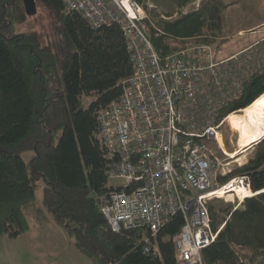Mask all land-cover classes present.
I'll return each instance as SVG.
<instances>
[{"label":"trees","instance_id":"obj_1","mask_svg":"<svg viewBox=\"0 0 264 264\" xmlns=\"http://www.w3.org/2000/svg\"><path fill=\"white\" fill-rule=\"evenodd\" d=\"M139 1L147 8L145 0ZM191 1L165 0L168 18L156 23L146 19L161 55L212 44L221 35L218 15L228 4L204 0L185 11ZM38 2L54 17L46 40L37 30L23 29L33 16L23 0H0V234L15 238L27 232L29 208L41 222L39 214L50 216L81 254L103 264H177L173 236L184 223L182 213L160 230L159 256L144 250L136 230H113L100 209L99 196L111 183L97 111L121 94L122 80L133 72L121 26L93 28L63 0ZM177 9L180 15L172 17ZM263 96L264 65L227 111L247 108ZM86 97L92 99L86 102ZM253 147L249 162L221 179L246 174L251 189L260 192L245 198L244 208L210 204L214 227L226 224L203 249L204 264H250L248 260L264 254V139ZM236 227L243 229L244 239L237 238Z\"/></svg>","mask_w":264,"mask_h":264},{"label":"built area","instance_id":"obj_2","mask_svg":"<svg viewBox=\"0 0 264 264\" xmlns=\"http://www.w3.org/2000/svg\"><path fill=\"white\" fill-rule=\"evenodd\" d=\"M63 2L93 28L119 24L133 63L121 94L97 111L111 183L99 196L102 213L113 230H136L144 250L159 256L160 230L182 213L184 223L173 236L177 264H204L203 249L226 224L214 227L210 204L232 194L229 201L236 197L240 206L237 188H252L246 174L222 181L233 169L209 145L216 142L230 157L222 145L224 126L241 108L227 109L264 65V39L223 58L210 44L161 55L149 36L143 2Z\"/></svg>","mask_w":264,"mask_h":264},{"label":"rangeland","instance_id":"obj_3","mask_svg":"<svg viewBox=\"0 0 264 264\" xmlns=\"http://www.w3.org/2000/svg\"><path fill=\"white\" fill-rule=\"evenodd\" d=\"M204 0H193L188 3L183 9L185 11L198 7ZM222 4L228 6L221 7L219 12V30L221 35L215 38L211 44L217 58H223L231 55L239 50H242L251 44L264 39V0H219ZM147 6L146 12L148 18L153 23H156L161 18H168L169 11L165 0H145ZM38 11L33 16H30L23 24V29L37 30L42 39L46 40L51 37L54 30V17L50 10L37 0ZM180 15V10L172 16ZM171 17V18H172ZM22 28V27H20ZM217 32H219L217 30ZM212 34V32H211ZM92 97H86V102H89ZM257 102L264 106V96ZM241 113V112H239ZM238 113V114H239ZM224 134L226 137V148L233 150L237 148L235 143L237 133L230 128L228 124L224 126ZM209 147L217 152V155L224 163L229 159H225L224 154L221 153L218 144L211 142ZM31 151L25 152L23 156L28 159ZM255 149L251 147L245 154L243 163H233L229 168L236 170L246 164L254 155ZM116 180L114 182H118ZM40 183V182H39ZM254 192V191H253ZM230 194L229 200H234ZM236 195V194H235ZM36 201L41 202L42 186L37 185ZM240 199V198H238ZM224 198L213 201L217 209L226 208L232 205V209L244 208V201L237 206L236 201H229ZM27 215L30 221V229L23 233L25 237L19 236L12 238L6 234H0V264H103L98 258H89L81 254L74 246L72 238L64 231L63 236H57V229L50 228L49 224L40 221L38 214L28 208ZM53 232L54 234H51ZM235 233L239 240L244 239V231L240 227H236ZM21 235V234H20ZM48 235V238L47 237ZM59 240V242H57ZM69 240V242H68ZM253 254L252 250L247 251ZM250 264H264V254L254 256L253 259L248 260Z\"/></svg>","mask_w":264,"mask_h":264},{"label":"bare ground","instance_id":"obj_4","mask_svg":"<svg viewBox=\"0 0 264 264\" xmlns=\"http://www.w3.org/2000/svg\"><path fill=\"white\" fill-rule=\"evenodd\" d=\"M227 122L230 128L237 133L235 141L237 148L229 150L222 144L230 156L227 158L229 159L227 164H241L251 146L264 137V106L256 101L247 108L231 112L227 117ZM237 193L241 201L250 195H254L253 190L246 186L237 188Z\"/></svg>","mask_w":264,"mask_h":264},{"label":"crops","instance_id":"obj_5","mask_svg":"<svg viewBox=\"0 0 264 264\" xmlns=\"http://www.w3.org/2000/svg\"><path fill=\"white\" fill-rule=\"evenodd\" d=\"M253 147V146H252ZM250 150V149H249ZM43 213V212H42ZM39 214L40 215V218H42V222H44V223H46V224H49L50 225V228H53V229H57V232H58V234H57V236H59V238H60V236H63V235H65V234H63V229L62 228H60V227H58L55 223H54V221L52 220V218L50 217V216H47V215H45V214ZM43 224V223H42ZM65 232V231H64ZM51 234H54L53 232H51ZM21 237H25L24 236V234H21V235H19V238H21ZM64 238H66V236H63ZM18 238V237H17ZM47 239H49L48 238V235H47V237H46ZM57 242H59V240H57ZM68 242H69V240H68Z\"/></svg>","mask_w":264,"mask_h":264},{"label":"water","instance_id":"obj_6","mask_svg":"<svg viewBox=\"0 0 264 264\" xmlns=\"http://www.w3.org/2000/svg\"><path fill=\"white\" fill-rule=\"evenodd\" d=\"M23 2L28 14L34 15L37 13V0H23Z\"/></svg>","mask_w":264,"mask_h":264}]
</instances>
